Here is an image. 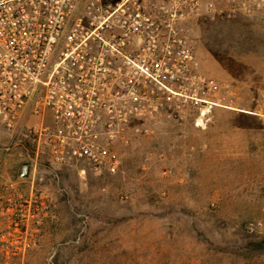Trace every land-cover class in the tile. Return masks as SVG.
Instances as JSON below:
<instances>
[{"label": "rangeland", "instance_id": "rangeland-1", "mask_svg": "<svg viewBox=\"0 0 264 264\" xmlns=\"http://www.w3.org/2000/svg\"><path fill=\"white\" fill-rule=\"evenodd\" d=\"M182 26L220 106L159 101L150 136L112 146L117 174L54 165L32 119L0 121V264H264V18Z\"/></svg>", "mask_w": 264, "mask_h": 264}, {"label": "built area", "instance_id": "built-area-1", "mask_svg": "<svg viewBox=\"0 0 264 264\" xmlns=\"http://www.w3.org/2000/svg\"><path fill=\"white\" fill-rule=\"evenodd\" d=\"M236 11L264 18V0H0V121L13 136L32 119L54 165L115 175L112 146L150 136L159 101L220 106L182 25Z\"/></svg>", "mask_w": 264, "mask_h": 264}]
</instances>
